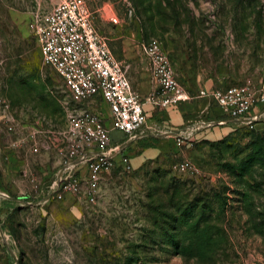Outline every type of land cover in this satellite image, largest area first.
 Returning <instances> with one entry per match:
<instances>
[{"label":"rangeland","instance_id":"obj_1","mask_svg":"<svg viewBox=\"0 0 264 264\" xmlns=\"http://www.w3.org/2000/svg\"><path fill=\"white\" fill-rule=\"evenodd\" d=\"M50 6L0 0V116L17 128L0 119L6 152H16L10 143L19 131L66 124L62 80L42 65L28 28L31 13ZM86 7L121 63L131 40L156 41L184 87L264 85V0H86ZM98 103L87 107L100 112ZM147 145L125 152L130 170L101 176L88 206L70 194L44 202L54 176L45 184L32 169L39 153L20 152L17 174L0 150V264H264V114L253 127L213 140L177 138L175 150L134 163L136 148ZM185 161L195 174L180 171ZM28 168L41 191L18 176Z\"/></svg>","mask_w":264,"mask_h":264},{"label":"built area","instance_id":"obj_2","mask_svg":"<svg viewBox=\"0 0 264 264\" xmlns=\"http://www.w3.org/2000/svg\"><path fill=\"white\" fill-rule=\"evenodd\" d=\"M50 1L54 2L50 8L33 11L28 23L38 43L42 65L52 68L61 78L66 95V124L58 131V167L46 188L44 202L61 200L70 194L87 206L94 205L104 173L114 168L131 169L128 157L122 154L124 145H112L110 131H120L129 140L139 138L146 122V104L164 108L194 98H209L229 119L245 125L259 119L258 115L252 116V110L255 105L264 104V85L255 86L247 81L192 93L177 81L168 57L156 41L142 44L154 86L141 98L130 84L127 67L113 56L105 38L96 31L86 0ZM97 100L108 105L107 117L87 107ZM1 122L6 130L15 131V120L9 114L3 113ZM39 132L12 141L10 147L17 149L32 140L31 151L39 152ZM178 167L190 174L197 172L186 161ZM28 180L35 191H41V182L33 174L28 175Z\"/></svg>","mask_w":264,"mask_h":264},{"label":"crops","instance_id":"obj_3","mask_svg":"<svg viewBox=\"0 0 264 264\" xmlns=\"http://www.w3.org/2000/svg\"><path fill=\"white\" fill-rule=\"evenodd\" d=\"M53 3L54 2L51 1V4ZM131 42V44L123 46L121 50L122 58L120 60L127 67V77L132 88L142 98L150 92L154 84L149 71L147 58L142 50L143 42L139 39H133ZM203 88L206 90L214 88L224 89L226 86H224L223 82L220 80H208L205 81ZM187 89L192 93H197L200 90H193L191 88ZM98 108L97 109L103 114V116H108L109 107L106 103L99 100ZM143 108L146 115V122L143 126L142 133L139 138L127 142L122 151V154L125 156V152L128 151V149H132L134 146L140 147V145L148 144L144 148L135 147L141 151V154L136 155L133 159V162L136 164H138L140 159H143L145 156L175 150L177 148V138L191 137L206 140L218 139L241 125V122L226 117L221 108L209 98H194L190 101L178 102L164 108H156L146 104ZM263 114L264 104L255 105L252 110V116L258 115L261 117ZM40 129L42 130L37 134V144L40 146V151L43 150V152H41L42 154L40 152L33 153L30 144L15 149L16 152H6L8 150L7 147L0 150L5 152V159L8 163V167L14 169L13 173L17 172L15 167H17L18 164L16 165L15 163L18 162L17 158L20 152L23 151L24 153H30L31 157L39 153L37 160H32L31 167L39 173L43 182L46 184V181L49 180V178L55 176L58 167L57 149L61 144V141L58 137V132L48 130L46 127H43V125H40ZM16 130L17 128H15V131ZM117 132L120 131H110L112 145L123 144L125 136L121 132L122 134H120L123 135V138L118 141ZM32 133H34V131H31V128L24 136L19 131L16 133L17 136L14 140L30 137V134ZM31 142L32 140L29 141V143ZM2 163H4V159L0 158V172ZM29 174L33 173L28 168L27 170L24 169L19 172L18 176L24 179L27 178L28 180ZM48 185H50V183H47V186Z\"/></svg>","mask_w":264,"mask_h":264},{"label":"trees","instance_id":"obj_4","mask_svg":"<svg viewBox=\"0 0 264 264\" xmlns=\"http://www.w3.org/2000/svg\"><path fill=\"white\" fill-rule=\"evenodd\" d=\"M254 124V123H253ZM253 124H250V125H245V124H241V125H239L238 127H236L234 130H233V132L234 131H238L239 129H242V128H249V127H253Z\"/></svg>","mask_w":264,"mask_h":264}]
</instances>
